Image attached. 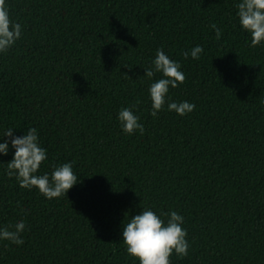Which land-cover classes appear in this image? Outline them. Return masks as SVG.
Here are the masks:
<instances>
[{
	"label": "trees",
	"instance_id": "16d2710c",
	"mask_svg": "<svg viewBox=\"0 0 264 264\" xmlns=\"http://www.w3.org/2000/svg\"><path fill=\"white\" fill-rule=\"evenodd\" d=\"M7 2L23 33L0 54V133L35 127L39 171L71 161L78 183L47 199L6 174L14 149L0 156V225L27 226L23 245L0 241V264H138L121 234L145 207L184 216L190 247L172 264H264V43L251 45L236 0ZM157 48L185 73L169 95L195 104L186 115L150 114ZM129 105L143 134L121 130Z\"/></svg>",
	"mask_w": 264,
	"mask_h": 264
},
{
	"label": "clouds",
	"instance_id": "9594fccd",
	"mask_svg": "<svg viewBox=\"0 0 264 264\" xmlns=\"http://www.w3.org/2000/svg\"><path fill=\"white\" fill-rule=\"evenodd\" d=\"M235 16L240 28L249 34L252 46L264 43V0H236ZM216 39L222 35V29L215 23L210 25ZM23 26L13 19L7 0H0V54L14 47L21 38ZM204 52L200 44L183 51L185 58L199 59ZM144 77L152 79L156 73L160 78L152 80L148 86L151 101L150 114L157 117L162 108L183 116L195 109V104L187 100L175 101L169 95L170 88H176L185 80L179 61L172 59L163 48H157L151 66L144 68ZM139 101H137V104ZM136 105L121 107L117 120L122 132L143 134L144 125L135 111ZM14 127L5 128L0 133V156H7L14 149L12 159L7 162L9 177H15L21 188H36L47 199L66 196L77 182L73 171V162H64L52 167L51 172L41 173L42 163L47 161V148L39 140L38 130L29 127L23 135H15ZM7 137V139H5ZM23 219L14 223L0 225V241H8L17 246L23 245L22 233L26 231ZM122 242L126 253L138 264H172L170 257H186L190 247L184 216L176 210L160 212L145 207L131 217L122 226Z\"/></svg>",
	"mask_w": 264,
	"mask_h": 264
}]
</instances>
